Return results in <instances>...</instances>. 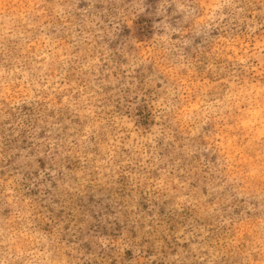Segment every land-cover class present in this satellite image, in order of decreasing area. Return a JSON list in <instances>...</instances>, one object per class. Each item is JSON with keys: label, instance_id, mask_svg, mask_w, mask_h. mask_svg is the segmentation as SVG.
Returning <instances> with one entry per match:
<instances>
[{"label": "rangeland", "instance_id": "rangeland-1", "mask_svg": "<svg viewBox=\"0 0 264 264\" xmlns=\"http://www.w3.org/2000/svg\"><path fill=\"white\" fill-rule=\"evenodd\" d=\"M0 264H264V0H0Z\"/></svg>", "mask_w": 264, "mask_h": 264}]
</instances>
